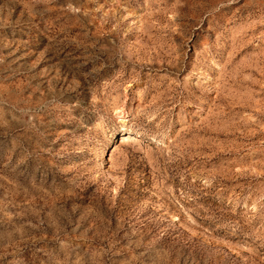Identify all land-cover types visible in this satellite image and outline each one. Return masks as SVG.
<instances>
[{
    "label": "rangeland",
    "instance_id": "rangeland-1",
    "mask_svg": "<svg viewBox=\"0 0 264 264\" xmlns=\"http://www.w3.org/2000/svg\"><path fill=\"white\" fill-rule=\"evenodd\" d=\"M0 264H264V0H0Z\"/></svg>",
    "mask_w": 264,
    "mask_h": 264
},
{
    "label": "bare ground",
    "instance_id": "bare-ground-1",
    "mask_svg": "<svg viewBox=\"0 0 264 264\" xmlns=\"http://www.w3.org/2000/svg\"><path fill=\"white\" fill-rule=\"evenodd\" d=\"M126 137V136H125Z\"/></svg>",
    "mask_w": 264,
    "mask_h": 264
}]
</instances>
